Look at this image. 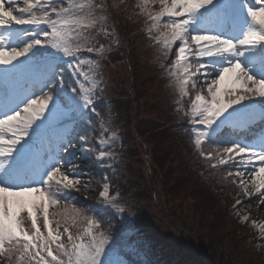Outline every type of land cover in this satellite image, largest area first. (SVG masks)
<instances>
[{
    "label": "snow or ice",
    "instance_id": "obj_1",
    "mask_svg": "<svg viewBox=\"0 0 264 264\" xmlns=\"http://www.w3.org/2000/svg\"><path fill=\"white\" fill-rule=\"evenodd\" d=\"M107 0H0V264H135L113 259L112 235L74 193L92 177L81 167L70 124L92 123L103 92L101 59L120 39ZM147 38L160 46L179 93L195 154L239 191L232 208L264 206V134L223 138L264 123V0H136ZM102 35L111 44L99 43ZM87 54V55H86ZM105 123H108L105 121ZM118 133L96 141L102 167L115 168ZM99 197L125 211L109 175ZM243 197L241 199L240 197ZM86 198V197H85ZM255 225V222H253ZM264 238V224L260 225Z\"/></svg>",
    "mask_w": 264,
    "mask_h": 264
},
{
    "label": "rangeland",
    "instance_id": "obj_2",
    "mask_svg": "<svg viewBox=\"0 0 264 264\" xmlns=\"http://www.w3.org/2000/svg\"><path fill=\"white\" fill-rule=\"evenodd\" d=\"M107 2L109 5H116V7L110 8L111 18L107 23L110 27L114 26L120 39L119 46L112 45L113 51L107 54L106 59L100 61L104 85L108 86L106 88L107 95L113 97L111 98L112 103L119 116L118 122L114 123V126L119 130L115 131L121 132L111 150L116 155L114 163L124 173L126 182L130 184L124 194L128 196L127 200L135 212H128L126 216L132 221L137 219V223L141 225L140 229H145L132 233L137 242L132 244L131 252L138 253L136 255L145 262L146 246L149 240H144L142 243L139 239L143 235L152 236L155 243L162 248L160 255L163 260H157L156 264H170L169 261H173L175 264H181V262L199 264L192 258L189 259L187 254L181 253L178 255L179 257L173 255L171 249L177 248L175 240L181 233L186 240L192 242L193 246H204L208 240L207 245H209L212 241L210 250L207 248L205 250L208 252L215 250L211 254L213 264H264V238H262L260 229V225L264 224V206L258 208L256 203L248 205V202L245 201L241 216L247 215L249 219L244 221L237 216L240 219L239 226L229 219V211L239 190L233 191L232 202L219 197L216 202L212 203L209 199L201 196L189 177L176 176V172L181 174V167L178 163L172 168L173 174L170 177L172 184H168L172 188L169 191L170 195L163 194L166 189L163 185L166 176H160L161 171H156L154 176L151 175V178H155L156 196L154 201L150 199L151 184L147 169L151 162L148 155H143L144 149L142 151L138 148V138L128 132V129L130 131L128 124L130 123L132 126L133 117L137 119L141 124L140 129L143 135L154 140L159 148L172 147V153L175 154L174 159L180 162L185 159L187 153L185 144L179 140L177 144H174L173 139L163 136L162 127L172 120L187 121V119L182 111H177L178 107H183V103L177 104V100L180 99L178 89L175 83L169 79L166 69L161 67L164 73L155 75V69H159L154 65L157 64L162 49L154 42L150 44L151 40L147 38L144 31V17L133 15V12L136 11L133 8L136 0H107ZM133 2L134 4H132ZM131 26L133 27L131 31L123 30ZM98 41H102L105 45L111 44V40L105 39L102 35L98 37ZM163 59L166 60L164 56ZM165 63L170 64L171 61ZM163 74L167 76L161 82L159 77ZM164 103H169L170 114L166 112ZM156 115L161 117L158 124L153 119V116ZM121 127L127 129V132ZM122 132L126 140L124 147L120 144ZM159 136L162 138L158 139ZM145 137L144 139L147 140ZM76 151L80 156L81 147L78 142ZM146 161H148V165H146ZM174 162L176 161H172V163ZM81 167L87 174L89 173L90 170L85 162ZM138 187L143 191L136 192ZM99 191L94 188V195H99ZM132 191L135 192L134 195L130 194ZM115 193L112 192L113 195ZM76 194L82 199L95 197L84 192ZM121 197L119 194L120 201ZM240 198L243 199L242 196ZM232 211L234 210L232 209ZM124 213L125 211L123 213L117 211V215H120V222L124 221ZM137 214L140 216V221ZM131 226L137 227L133 222ZM252 230L260 238L250 235L253 240L252 245L260 246L257 253L241 242L231 246L225 241L224 235H227V232H230L229 235H232V239L235 235L240 239ZM113 259H117L116 255L113 256ZM153 260L155 261V259Z\"/></svg>",
    "mask_w": 264,
    "mask_h": 264
},
{
    "label": "trees",
    "instance_id": "obj_3",
    "mask_svg": "<svg viewBox=\"0 0 264 264\" xmlns=\"http://www.w3.org/2000/svg\"><path fill=\"white\" fill-rule=\"evenodd\" d=\"M134 4V2L132 3ZM133 27H128L127 29H123L126 32L131 31ZM125 32V33H126ZM115 103V102H114ZM183 107H187L188 104V98H184L183 100ZM168 103H164V107H166V112L170 114L169 112V107ZM97 111L100 112V117L95 116L94 114H90L92 117V123L89 125L85 121H75L78 122L75 127L78 132L81 134H84L88 137V144L87 145H82L79 140L77 142L81 145V154L80 156L82 157H87V159L84 160L85 164L89 168V173L88 175L92 177V184L87 192L88 194L94 195V188H99L100 183L102 181V177L105 173L109 175V178L111 180V183L113 187L117 188V192L121 193V202L122 206L125 208V213H124V221L127 223H135L137 227H132L128 226L126 223L125 225H120V222L118 221L119 216L117 215L116 209L112 208L110 205H108L106 202H104L102 199L97 198V202L91 199H82L76 194L74 195L75 198V203L77 204L78 207H87L89 209L90 214H95L99 220L102 221L104 225V230L108 231L109 228L108 226L110 225V231L112 235V246L116 250V258H125L126 260H131L135 262V264H156L157 260H163L161 258L160 252L162 248L155 243L153 240L152 236L147 237L144 235L143 240H149V243L147 244V249L146 252L149 254V257L147 261H143L141 258H136L135 260L131 258L128 253H126V249H128L129 245H131L135 239L133 238V230H139L141 225L137 223V219L132 221L129 220L128 217L126 216V213H131L135 212L131 204H129L124 192H127L129 188V183L126 182L125 180V175L119 168L116 173L111 174L109 172V168L102 167L100 162L97 161L94 157V153L98 150L99 146L95 143L93 140L94 136L100 137V133L103 128L107 127L110 129V127L117 128L114 126L115 122H118L119 116L116 114V110L114 108V105L112 102H105V103H100L95 105ZM133 124L132 126L129 125L130 131L128 129V132L131 134H134L138 138V148L140 150L144 149L143 155L149 157V160L151 162L149 168L147 169L148 171V176L150 177V199L154 201L155 196H156V189L155 184H154V177L151 178V175L154 176L156 174V171H161L162 174L160 176L164 175L166 176L163 185L166 187L165 193L163 192L164 195H170L169 191L172 190L170 185L168 186L169 183L172 181V168L177 165L178 163L180 164V170L181 174H178L176 172V176H187L189 177V180H191L192 184L197 187V190L201 193L202 197H205L209 199L212 203L216 202L219 197H221L223 200L224 198L227 199L228 201L231 200L232 198V193L233 191H237L238 189L235 188L234 185H232L229 182H224L221 183V178L226 175L225 172H217L214 175H202V173H208L209 168L208 166L195 154L193 147H192V136L190 132L188 131L189 125L188 122L181 119L179 121H170L169 123H165V126L162 127V132L163 136L169 137L170 139H173L174 144H177L178 140L183 142L187 148L186 150V156L185 159L180 161L174 159V153H172L173 148L166 146L163 148H159L154 142V140H150L147 137H145L140 129L141 124L138 123L137 119L133 117ZM154 121L158 124L161 121V117L156 115L153 116ZM107 121L108 123H105ZM132 122V119H131ZM140 129V130H139ZM119 130V129H118ZM122 130H125L127 132V129L122 127ZM118 134L120 135L121 132L119 131ZM141 136L144 137L141 138ZM223 138H227L228 135H223ZM162 138L159 136L158 139ZM125 137L123 136L122 132V137L120 139V144H125ZM138 154V153H137ZM172 161H176L172 163ZM117 166L116 164H114ZM146 165H148V161H146ZM118 167V166H117ZM203 171V172H201ZM163 177V176H162ZM172 184V183H171ZM233 187V188H231ZM143 189H136V192L140 191ZM131 195H134L135 192H131ZM97 197L96 195H94ZM138 215V214H137ZM136 215V216H137ZM122 216V215H121ZM139 221H140V216L138 215ZM234 222V221H233ZM142 230H145L142 228ZM230 232H227V235H224L225 241L231 246L238 245L239 242L243 245H247V247L252 249L255 253H257V250H260V246L252 245V238L250 236H246L244 238L237 237V235L234 236V239H232V235H229ZM179 237L175 240V244L177 248L174 247L173 255L179 257L181 253L187 254L189 259H193L194 261L198 262L199 264H213L212 263V252L213 251H206L205 248L210 250V247L212 246V241L210 242L209 245L208 242L202 246H193L192 242L186 240L184 236L179 233ZM210 239V238H209ZM185 248H184V247ZM208 246V247H207ZM155 259V261L153 260ZM170 264H175L173 261H169ZM181 264H185L184 262H181Z\"/></svg>",
    "mask_w": 264,
    "mask_h": 264
}]
</instances>
